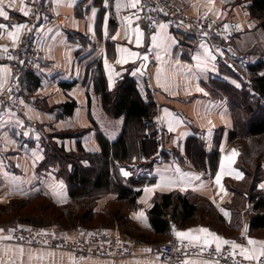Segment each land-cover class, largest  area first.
I'll use <instances>...</instances> for the list:
<instances>
[{
	"label": "crops",
	"instance_id": "crops-1",
	"mask_svg": "<svg viewBox=\"0 0 264 264\" xmlns=\"http://www.w3.org/2000/svg\"><path fill=\"white\" fill-rule=\"evenodd\" d=\"M39 1L35 0L34 3L33 0H25V4L27 7L32 8L34 13L36 4ZM174 1L182 6L189 15L204 18V13L207 11V8L203 6L204 0ZM116 2L117 0H107V7H105L104 0H75L74 6L71 8L66 6L57 8L55 5L56 15L58 12V17L62 23L61 27L51 28L53 30L51 33H47V29H45V33L39 34L43 57L38 69L21 80V94L25 105V113L15 114L11 118L6 115L5 121H8V123L3 125L1 130L4 152L0 155V211L4 212L13 202L32 199L39 194L45 195L58 206L71 204V197L64 175L69 173L72 167L68 165L65 169L63 168L62 172V165L59 163L44 165L47 146L52 145L63 150L66 154L79 153L80 151L100 154L102 150L98 141L99 135L108 138L110 141L118 138L123 128V119H113L108 115L100 98L93 94L90 85L92 75L89 67L94 61H98L102 65L108 82L107 73L104 69L106 55L109 65L120 73V75L114 77L112 88L108 87L109 91H113L117 83L125 76L134 78L138 84L141 80H144L158 105L155 122L161 129L162 139H164V141L160 140V150H162L161 152L175 153L179 157V160L174 158L175 160L166 161L159 155L150 160V171L145 174L144 184L136 188L137 191H140L137 200L138 209L129 210L125 208L124 214L131 221V224L126 228V233L118 229L107 231L116 238L130 234L128 232L138 233V235L148 240L151 247L137 249L136 255L122 260L105 258L78 260L71 252L66 250L32 247L11 240H0V264H8L10 258L15 261V264H20L18 252L5 254L4 251L6 248L16 249L19 247L24 248L23 264H171L161 261L156 255L152 254V248H158L165 243H172L175 236L171 230L163 236L155 234L150 223L149 211L153 208L158 196L175 192L189 195L192 202L200 207L213 205L222 217L221 222H218L220 229L213 228L209 223H197L190 227H182L177 224L179 231L204 227L224 239L246 243L244 241V228L247 226L248 237L264 240V233L259 234V232L250 231L251 214L254 212L252 206L247 207L246 195L242 194L247 182L246 175L239 165L244 147L240 140L230 139L232 132L235 130L236 121L227 94L231 92V89L233 91L242 90L243 83L228 68L218 65L217 62H215V72H208L200 76L197 81L194 78L195 61L192 57L203 50L199 46L192 45L191 47L186 36L183 37L184 35L182 36L169 26L168 33L176 39L177 44L172 47L171 56H166L164 59L161 86H157V69L161 68V64L157 60L155 63L150 60V55H155L157 51V49L151 47V35L154 32H150L145 28L140 14V18H136L135 9L121 7L118 16ZM120 3L124 5L127 0H120ZM193 5H196V7L194 8ZM250 5L251 2H248V0H225L223 4L220 0H215L214 7L225 14L219 19H234L241 26L239 32L235 35V42L239 40L241 35L250 34L254 31L258 24L256 18L252 19L250 17L248 10ZM93 8L96 9L94 20L91 19ZM6 11L9 12L10 19L3 20V18H0V23L9 26L27 23L30 27L34 26L30 20L31 16L24 17L19 11V7L15 9L6 8ZM129 16L133 19L131 27L139 26L144 32L141 48L135 47L134 37L132 43L124 39V29L127 27L124 20L125 17ZM105 17H107V39L104 36ZM207 18L215 17L212 13H209ZM89 25L95 30V35L88 31ZM250 25L251 27H249ZM39 28L41 27L35 26V29ZM33 32L38 37L37 31L34 30ZM57 32L62 35L56 36ZM117 32L120 33L119 39L112 40L111 37ZM27 34L25 32L21 39L23 40ZM53 37H55V41H53ZM62 40L66 41L67 47L61 43ZM21 44L13 49L6 32L0 38V47H8L10 53L17 58L19 57ZM118 46L127 47L131 51L141 53L142 56L148 55L149 67L147 69L140 68L142 63L140 59H137L135 63L116 64V48ZM49 48H51V51H49ZM161 54L163 55V53ZM10 61L0 59V67L9 69L8 64ZM176 61H179L178 65ZM257 62L258 60H256ZM189 66L193 67V72L188 73L186 76L185 73ZM138 68H140V71L137 72L136 76H133L132 71ZM172 68L177 71L174 78L170 72ZM140 72L144 74L141 75ZM164 77H168L172 82L165 86ZM232 81L239 83L240 88H236ZM65 83L74 84L66 89L63 87ZM197 83L208 93L207 96L195 90ZM214 83L217 84L216 88H214ZM226 84L229 86H227L228 89L224 91L218 89V85L226 87ZM189 89L191 94H188ZM72 101L77 103V108L71 115L65 113L62 106ZM214 105L216 107H213ZM165 109L183 121V124L171 133L168 132L166 124L157 123L158 117H164ZM222 115L223 119L221 118ZM16 118L23 121V127L15 126L14 120ZM209 120L214 125L211 129V136L208 134L209 125L207 122ZM25 132L28 133L27 136L24 135ZM184 133L186 135H183ZM233 150L238 155L231 164V168L242 172L244 179L236 180L228 175L222 177L221 183L227 191V195H225L219 192L214 182L215 175L219 171L221 160L226 156H230ZM33 153H39L44 157L43 160L36 161L35 166H33ZM215 153L219 154L217 160L214 156ZM83 165L89 166V163L83 162ZM177 167L182 173L200 175L201 180L192 181L187 191H180L179 187L172 190L158 189L150 194L147 204L140 202L145 199L144 188L152 187L159 182L158 172H164L165 169H168L166 174L175 178ZM122 169L125 170V168ZM14 177L16 179H13ZM50 178H54L57 182L63 181L65 200L53 197L45 184L42 183V181H49ZM201 183L205 185L203 189H199ZM261 184H264V181ZM260 185L259 189L264 193V189H261ZM193 187H196L197 190H193ZM36 189H39V191H36ZM45 192H48V194L46 195ZM100 197L97 201L96 212L102 213L108 204L116 201L117 195L107 193ZM149 204L151 207L148 206ZM221 208L229 213L228 218L220 211ZM140 211L145 212L147 225L136 218L135 214ZM15 225H1L0 229L4 231L0 235H9V230L13 229ZM51 228L56 233L64 234L70 240L81 236L79 232L68 231L63 233L54 227ZM146 249H150V251H146ZM49 253L54 255H49ZM37 257L42 258L38 259ZM187 264L216 263L210 259H193Z\"/></svg>",
	"mask_w": 264,
	"mask_h": 264
},
{
	"label": "trees",
	"instance_id": "trees-1",
	"mask_svg": "<svg viewBox=\"0 0 264 264\" xmlns=\"http://www.w3.org/2000/svg\"><path fill=\"white\" fill-rule=\"evenodd\" d=\"M248 10L252 17L261 21L260 27L264 29V0H251ZM89 71L92 75L91 89L93 94L100 98L104 110L113 119H123L120 135L114 141L99 135L98 141L102 150L100 154L84 151L66 154L63 150L48 145L44 165L59 163L62 165V172L68 165L72 167L71 171L64 175L71 204L58 206L45 195L39 194L32 199L13 202L8 206V210L0 211V217L4 218L15 210L25 209L29 205L34 207L28 214H22L13 219V222L2 225L14 223L15 226L54 227L63 233L75 231L82 234L98 232L97 230L102 229L106 231L119 229L131 221L124 213L122 215L120 211L115 212L112 205H124L129 210L138 209L137 200L140 191L136 188L141 187L146 178V175L142 174L141 178L126 180L122 176L121 169L141 161L148 164L149 172L150 160L156 156L160 155L166 161L174 159L170 158L172 154L169 151L160 150V140L163 135L158 134L159 127L155 125V121L153 123L157 116L158 105L154 101L152 92L147 88L150 95L146 99L137 81L130 76H125L113 91H109L103 67L98 61L90 65ZM251 72L252 74L249 75L252 82L251 89L243 86L242 90L231 89L227 94L236 121L231 140L247 141L251 138L264 137V106L259 99L264 97V75H262L264 60L255 63L251 67ZM260 72L262 73L259 74ZM73 84L65 83L63 87L67 89ZM216 85L214 83V88L217 87ZM227 86V84L226 87L218 85V89L224 91L228 89ZM251 90L257 97L251 96ZM76 108L77 103L74 101L62 106L64 112L71 115ZM255 153V150H251L247 154L244 150L241 156L239 165L246 179H248V164L250 166L253 164ZM214 156L217 160L219 154L215 153ZM262 157L260 153L258 161ZM175 159L179 160V157L176 155ZM258 161H256V169L260 172L261 163ZM83 162H88L89 166H84ZM259 185L256 189L253 185L250 186L249 202L253 205L254 212L250 220L251 232L264 230V196L258 192L261 191ZM246 186L247 184L245 188ZM107 193L116 194V201L108 204L102 213L96 212L97 201L100 196ZM149 218L153 231L158 236L166 235L173 223L190 227L197 223H205V220H208L210 225L222 220L213 205L200 207L192 202L189 195L180 192L158 196L149 211Z\"/></svg>",
	"mask_w": 264,
	"mask_h": 264
},
{
	"label": "snow or ice",
	"instance_id": "snow-or-ice-1",
	"mask_svg": "<svg viewBox=\"0 0 264 264\" xmlns=\"http://www.w3.org/2000/svg\"><path fill=\"white\" fill-rule=\"evenodd\" d=\"M35 3V0H33ZM221 4L225 2V0H220ZM53 3L56 5V7L66 6V7H73L75 0H53ZM105 7L108 6L107 0H104ZM215 0H204L203 6L207 8V11L204 13V18L207 19L208 14L212 13V15L215 17L213 19L212 23H215L217 19H219L221 16L225 15L224 13L220 12L219 9H216L214 7ZM16 7H19V11L22 13L24 17H29L33 15V9L30 7H27L25 4V0H0V18H3V20H9V12L6 11V8L8 9H15ZM121 7L125 8H132L136 10V18L139 19V14L144 10L145 7L148 8V11H157L161 12L164 15H168L169 13L164 11L163 8H160L159 6L152 7L151 5H145L141 3V0H127V3L124 5H121L120 0H117L116 2V10L117 15L119 16ZM195 8L196 5H193ZM37 21H39V14L35 13ZM57 15L59 13L57 12ZM96 17V9H92V16L91 19L94 20ZM150 21V27L154 28V34L151 35V47L152 49H157L155 53V58L158 62L161 64V68L157 69V86H161V73L163 71V63L166 56H171L172 47L177 44V41L174 37L170 36L168 33V27L169 25L166 23H158L157 21L153 20L152 17H147ZM47 19V17H45ZM124 23H126L127 27L124 29V39L127 40L129 43L133 42L134 37V43L136 48H141L143 46V39H144V32L141 30L139 26H136L134 28L131 27L133 23V19L131 16L125 17ZM183 22H181L182 24ZM180 26V25H178ZM191 27V25H189ZM232 25L225 23L223 25V30L227 32ZM237 30H240L241 26L237 24L235 26ZM251 27V25L249 26ZM11 28V30H9ZM209 28H211V24L209 25ZM37 31L38 33V39L39 34L45 33V29L39 28L35 29V26H29L27 23L22 24H16V25H6L3 23H0V38L3 37V34L7 33V38L11 41L12 48L15 49L18 47L21 43L24 41L21 39L22 36L27 33H32L33 31ZM53 30L51 28L47 29V33H51ZM88 31L92 32L93 35H95V30L92 28L91 25L88 27ZM202 36H207V32L202 31ZM62 34L60 32L56 33V36H61ZM104 36L105 39L108 38V28H107V17H105V23H104ZM120 37V33L117 32L115 35L111 37L112 40H117ZM53 41H55V37H53ZM62 44H64L65 47H67L66 41H61ZM200 48L203 50L202 52H198L196 55L192 57V59L195 61V75L194 78L198 81L200 76L207 74L208 72H215L216 71V60L217 55L213 53V50L210 46H208L206 43L202 42L200 44ZM43 50V49H40ZM49 51H51V48H49ZM150 51V50H149ZM217 52H219L220 55H223L222 51L217 49ZM117 58L115 60L116 64L119 65H125L129 62L135 63L137 59H140L142 61L140 68L146 67V62L149 60L148 55H141V53L136 51H131L127 47H120L118 46L116 48ZM163 53V55L161 54ZM0 59H7V60H15L17 57L15 55H12L10 53V50L8 47H0ZM23 63V61H21ZM176 64H179V61H176ZM140 68L133 70L132 75L136 76L137 72L140 71ZM104 69L107 73L108 78V87L111 89L113 86L114 77L120 75V73L116 72L114 68H112L109 65L107 56L105 55L104 58ZM171 76L174 78L177 74V71L175 68L170 69ZM193 72V67L189 66L187 67V71L185 75L187 76L188 73ZM141 75H143V72H140ZM264 75V74H262ZM12 78V73L10 69L6 67H0V95H3L5 91H7L9 94L12 92V87L8 86L6 88V85L8 84L9 80ZM17 81L19 80L18 77H16ZM172 82L169 80L168 77H164V85L166 86ZM191 83V81H189ZM233 84H235L236 88H240V84L236 83L235 81H232ZM17 89H19V83L16 85ZM195 90L197 92L203 93L205 96L208 95L207 92L204 91L203 88L199 86V83L196 84ZM188 94H191V90L189 89ZM9 100H12L11 95L8 96ZM21 104L24 103V101H20ZM213 107H216L215 105ZM31 111V109H30ZM7 115L9 118L14 117L15 113L11 111V109L8 110ZM223 119V115L221 116ZM8 121H5L4 119V113L0 111V125H6ZM157 123L159 124H166L168 132H174L178 127H180L183 124V121L177 117L175 114L169 112L167 109L164 110V117L157 118ZM209 136H211V129L214 127L212 125V122L209 120ZM14 124L17 127H23V121L16 118L14 120ZM25 136L28 135L27 132L24 133ZM183 135H186L184 133ZM39 139V137H37ZM223 151V149H221ZM238 153L233 150L230 156H226L221 160L219 171L215 175V184L219 189V192L224 193L227 195V191L225 190L224 186L221 183L222 177L225 175L231 176L232 178L236 180H242L244 179V175L240 171H235L231 168V164L235 161ZM43 155L39 153H33V166H35L36 161L43 160ZM19 167V165H17ZM168 169H165L164 172H158L157 174L160 176L159 182H157L152 187H145L144 193H145V199L141 200V203H148V200L150 199V194L154 193L156 190H172L174 188L179 187L180 191H187L189 186H191L192 181H200L201 176L195 175L191 173H182L180 169L177 167L175 169V173L177 174L175 178L167 175ZM122 175L127 178L131 175V173L127 170L121 169ZM13 179H16L15 177ZM42 183L45 184V187L48 189L49 192L53 195V197H57L60 200H65V185L63 181H55L54 178H50L49 181H42ZM205 185L201 183L199 185V189H203ZM261 189H264V184L260 185ZM193 190H197L196 187H193ZM36 191H39V189H36ZM23 194V193H22ZM47 195L48 192H45ZM215 203V201H213ZM151 207V205H148ZM220 211L223 213V215L228 218L229 213L224 211V209H220ZM136 218L140 220L142 223L147 225V216L145 215V212L140 211L135 214ZM3 229H0V233H3ZM14 231L13 229L9 230V233ZM30 231V230H29ZM248 228L245 226L244 228V241L241 243H237L235 240H229L224 239L221 236L217 235L216 233L210 231L208 228L201 227L199 229L195 230H188V231H177L173 227V235L177 238L178 241L183 244L184 241H187L188 244L191 245H198L201 248H210L213 245L215 246V252L217 254L222 253V251L225 249V246L228 251V256L224 257L227 259L228 257H231L232 264H264V240H256L248 237ZM40 235H48V233H39ZM81 235H83L81 233ZM91 235V234H89ZM13 236L11 234L9 235H0V240H12ZM20 239H23L21 237ZM31 243V241H29ZM5 254L12 253V252H18L20 256V264H23L22 257L24 255V248L19 247L16 249L13 248H6ZM146 251H150V249H146ZM49 255H54L53 253H49ZM237 257L240 259L238 260ZM31 258V256H30ZM38 259L42 257H37ZM8 264H15V261L13 259H9ZM216 264H219V261H216Z\"/></svg>",
	"mask_w": 264,
	"mask_h": 264
},
{
	"label": "built area",
	"instance_id": "built-area-1",
	"mask_svg": "<svg viewBox=\"0 0 264 264\" xmlns=\"http://www.w3.org/2000/svg\"><path fill=\"white\" fill-rule=\"evenodd\" d=\"M141 3L152 7L159 6L169 13L164 15L157 11L149 12L148 8L145 7L140 15L148 31H155L154 28L150 27L151 21L147 18L150 16L158 23L168 24L182 36L184 35L183 37L186 36L191 47L192 45L200 47L202 42L206 43L212 48L213 53L217 55L216 62L218 65L228 68L244 86H247L248 89L252 88L249 75L252 74L251 67L256 63V60L251 56L244 55L237 47L234 41L236 33L239 32L235 27L238 24L236 20L229 18L217 19L215 23H212L215 18L193 17L174 0H141ZM35 13L39 14V21H37ZM30 20L34 26L43 29L61 27L62 24L58 15H56L53 0H40L36 4L34 14L31 15ZM181 22L183 23L181 24ZM225 23L232 25L227 32L223 30ZM210 24L211 28H209ZM202 31L207 32L208 35L206 37L202 36ZM23 41L19 49V57L11 60L8 64L12 78L6 88L11 86L12 92L9 94L5 91L3 95H0V111L4 113L5 120L9 109L17 115L25 113V105L20 103V101H23L21 80L24 76L38 69L43 57V51L40 50V38L38 39L34 32L28 33ZM217 49L222 51L223 55H220ZM150 60L152 63L156 62L154 54L150 55ZM16 77L19 78L18 81ZM17 83H19V89L16 87ZM9 95H11L12 100L8 99ZM251 96L257 97L252 90ZM259 99L261 105L264 106V97ZM2 127L3 125H0V155L4 152V141L1 135ZM173 227L179 231V226L173 223L171 232H173ZM13 230L10 233L13 236L11 240L13 242L32 247L66 250L71 252L78 260L87 258L122 260L136 255L137 249L151 247L146 239L133 235L116 238L106 232H91L83 234L77 239L70 240L64 234L56 233L51 227L40 228L30 225H17ZM39 233H48V235H40ZM21 237L23 239H20ZM228 251L229 249L225 246L222 253L217 254L214 246L204 249L198 245L190 246L187 241L181 244L176 237L172 243L152 248V254L156 255L161 261L171 264H187L193 259H210L215 263L218 260L219 264H232L231 257L224 258L228 256ZM237 259L239 260L240 258L237 257Z\"/></svg>",
	"mask_w": 264,
	"mask_h": 264
},
{
	"label": "rangeland",
	"instance_id": "rangeland-1",
	"mask_svg": "<svg viewBox=\"0 0 264 264\" xmlns=\"http://www.w3.org/2000/svg\"><path fill=\"white\" fill-rule=\"evenodd\" d=\"M248 2H251V0H248ZM250 17L253 19L254 17H252L250 15ZM258 20V19H257ZM260 23L261 21L258 20V24L255 27L254 31H252L250 34H243L241 35V37L239 38V40L236 43L237 47L239 48V50L246 56H251L256 60H264V29L260 27ZM139 86L141 88V91L144 95V97L146 99L149 98V93L147 92V88H148V84L144 81L141 80L139 82ZM155 120H153L154 123ZM155 125L156 122H155ZM161 129L158 128V134L160 133V135H162V132L160 131ZM163 137V136H162ZM164 141V139H161ZM242 145L244 146V150L247 151V154L250 153L251 150H255V158L253 159V166L248 164V179H247V186L245 189H243L242 194L246 195L245 199L248 202L249 201V195H250V186L253 185L256 189V186L261 184L264 181V137H259V138H251L247 141H241ZM170 153V152H169ZM260 153H262L263 157L261 160L258 161V157L260 156ZM171 157L170 158H175L177 154L172 153L171 152ZM162 158V157H161ZM261 163V168H260V172H258V170L256 169L257 167V162ZM125 170L129 171L131 173V175L127 178L124 177V179H137V178H141L142 174H147L148 170H149V166L147 163L141 162V161H137L135 163H133L130 166H125ZM259 183V184H258ZM258 191V190H257ZM259 193H261V196H264V193L262 191H258ZM45 203V202H44ZM250 203V202H249ZM47 205V203H45ZM114 211H120L121 214L123 215V213L125 212V206L124 205H120V204H116V205H112ZM253 206V205H250ZM8 208V207H7ZM6 208V210H8ZM33 205H29L27 208L22 209V210H15L11 213H9L7 216H5L4 218L0 217V226L4 223H10L13 222L12 220L15 218H18L20 215L22 214H28L29 212H31V210H33ZM5 210V211H6ZM251 215H254L251 214ZM14 223H12L13 225ZM131 223L124 225L123 227H119L118 230H121L123 233L125 231H127V226H129ZM205 224H208V220H205ZM11 225V224H10ZM213 228H219V224L218 222L213 223L212 225ZM98 232H106L108 233L106 230L102 229V230H97ZM255 232H259V234H263L264 230H260V231H255ZM130 233V235L133 236H140L138 235V233L135 232H128ZM132 233V234H131ZM127 235V234H126ZM125 235V236H126ZM165 244H169V243H165Z\"/></svg>",
	"mask_w": 264,
	"mask_h": 264
},
{
	"label": "water",
	"instance_id": "water-1",
	"mask_svg": "<svg viewBox=\"0 0 264 264\" xmlns=\"http://www.w3.org/2000/svg\"><path fill=\"white\" fill-rule=\"evenodd\" d=\"M149 65H150V60H148V61L146 62V67H145V69H147V68L149 67ZM247 207L250 208V203H249V201L247 202Z\"/></svg>",
	"mask_w": 264,
	"mask_h": 264
}]
</instances>
